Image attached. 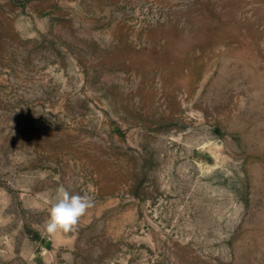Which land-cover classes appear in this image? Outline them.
Masks as SVG:
<instances>
[{
    "label": "rangeland",
    "instance_id": "rangeland-1",
    "mask_svg": "<svg viewBox=\"0 0 264 264\" xmlns=\"http://www.w3.org/2000/svg\"><path fill=\"white\" fill-rule=\"evenodd\" d=\"M0 264H264V0H0Z\"/></svg>",
    "mask_w": 264,
    "mask_h": 264
},
{
    "label": "clouds",
    "instance_id": "clouds-1",
    "mask_svg": "<svg viewBox=\"0 0 264 264\" xmlns=\"http://www.w3.org/2000/svg\"><path fill=\"white\" fill-rule=\"evenodd\" d=\"M93 207L94 199L88 193L75 192L70 186H58L43 225L44 233L55 235L76 231L81 218Z\"/></svg>",
    "mask_w": 264,
    "mask_h": 264
}]
</instances>
